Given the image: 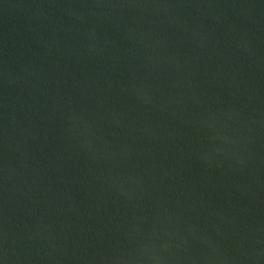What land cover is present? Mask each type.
<instances>
[{
    "label": "water",
    "instance_id": "95a60500",
    "mask_svg": "<svg viewBox=\"0 0 264 264\" xmlns=\"http://www.w3.org/2000/svg\"><path fill=\"white\" fill-rule=\"evenodd\" d=\"M0 264H264V0H0Z\"/></svg>",
    "mask_w": 264,
    "mask_h": 264
}]
</instances>
